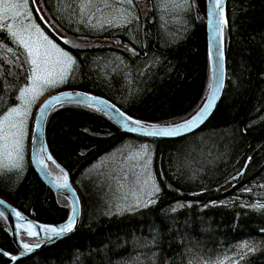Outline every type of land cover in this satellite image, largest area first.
<instances>
[{
  "label": "trees",
  "instance_id": "16d2710c",
  "mask_svg": "<svg viewBox=\"0 0 264 264\" xmlns=\"http://www.w3.org/2000/svg\"><path fill=\"white\" fill-rule=\"evenodd\" d=\"M77 1L38 0L62 33L118 44L65 43L37 16L73 57L59 88L103 95L146 122L173 121L196 108L209 78L204 0H189L170 19L157 0H147L143 14L135 1L131 21L103 27L85 23ZM225 6V81L196 129L145 138L85 105L60 103L49 111L45 142L80 197V220L70 234L11 261L17 249L0 215V264H264V0H226ZM0 42L1 115L17 102L26 73L8 63L16 56L23 63L24 49L6 29ZM141 141L150 144L159 192L154 203L114 211L109 178L87 168L114 147ZM0 195L42 223L61 221L69 212L67 200L39 179L29 161L21 170L0 169Z\"/></svg>",
  "mask_w": 264,
  "mask_h": 264
},
{
  "label": "water",
  "instance_id": "95a60500",
  "mask_svg": "<svg viewBox=\"0 0 264 264\" xmlns=\"http://www.w3.org/2000/svg\"><path fill=\"white\" fill-rule=\"evenodd\" d=\"M223 14L220 15V9L216 6L215 0H204V27H205V39H206V51L209 65V78L206 91L196 106V108L187 114L186 116L169 121V122H146L135 119L111 100L103 95L88 92L79 88H61L58 90H52L45 94L33 112L31 126H30V138H29V163L33 170L38 175L39 179L53 192L61 194L69 205V212L65 219L55 223H42L31 218L29 215L22 212L9 200L0 195V214L6 222L4 230L7 231L12 239L13 244L17 249V253L14 255L19 258L33 251L44 247L74 231L79 223L81 216V203L80 197L69 178L68 171L53 157L50 155L44 137V125L46 117L49 111L60 103H77L88 107L95 108L106 115L116 126L125 132L135 133L145 138L150 137H177L190 132L199 127L210 115L216 106L219 97L221 95L224 81H225V55H224V41L222 37L223 25L226 21V0H221ZM219 25V29L217 26ZM216 92V99L213 101L212 94ZM61 93H72L78 95H61ZM57 97V99H52ZM211 102V106L204 114L202 120H197L190 128L183 126L184 122L196 116L201 108ZM131 118V119H129ZM139 121V124L133 123ZM175 125H181V127H172V135L153 134L157 133L159 129L164 127H171ZM41 156L42 159H39ZM49 157H51L49 159ZM52 163L62 173L63 179L61 181L54 180L52 175L54 174L48 168V164ZM65 176L67 180L65 181ZM67 184V187H60L62 184ZM76 220L74 227L71 231L63 234L62 236L48 240L46 238V232H41V227H61L69 221V217L74 214ZM16 213H20L19 216ZM31 225V227H29ZM36 232L37 235H30L35 238L34 241L27 243L32 247V251L26 252L23 249L24 241L20 239V233L28 235V232ZM39 245V247H36ZM11 261H14L11 259ZM10 261V262H11ZM9 262V263H10Z\"/></svg>",
  "mask_w": 264,
  "mask_h": 264
},
{
  "label": "rangeland",
  "instance_id": "374dc122",
  "mask_svg": "<svg viewBox=\"0 0 264 264\" xmlns=\"http://www.w3.org/2000/svg\"><path fill=\"white\" fill-rule=\"evenodd\" d=\"M135 1L138 5H136ZM17 2H22V0H17ZM158 9L161 11L162 15L166 19L174 18V14L183 10L189 2V0H157ZM78 12L81 15V18L89 26L93 27H103V26H121L129 21H131L135 14L134 4L138 9L141 10L143 14L145 8L147 7V0H132L131 4L125 2H118V0H78ZM82 5H87L86 9L82 12ZM32 6L36 11L34 14ZM28 9L32 13V19L37 25L40 26L45 35L48 36L59 48L67 52L71 57L70 52L62 48L56 41V38L53 39L49 36L42 25L37 21V16L40 21H42L47 27L52 31V33L63 40L64 42L70 44H91L97 42H111L118 44L115 39H92V38H79L71 37L62 33L58 30L47 18L38 0H28ZM27 15V12L24 13ZM43 17V19H41ZM124 17H127V22H124ZM29 21H25L28 23ZM6 23H12L11 20ZM17 24L20 23V18H17ZM35 33V29L31 30ZM73 59V57H72ZM61 84V83H60ZM60 84L55 86H45L39 90L33 99L32 96H28L25 99L30 100V103H25L24 100L17 99V102L9 107H15L19 105L22 109H27V116L25 118L24 128H23V137H22V155L23 161L20 168L4 167L5 164H10L13 157L7 156V151L14 152V147L11 144V137L8 141V148L5 150L2 147L3 141H0V169H12V170H21L29 161V138H30V126L32 121L33 112L38 104V101L52 90H58ZM24 86V84L22 85ZM21 86V87H22ZM20 89V88H19ZM19 96V90L17 97ZM8 107V108H9ZM7 108V109H8ZM7 109L0 115L3 117ZM16 119H19L17 117ZM11 131H16L12 129ZM144 146L147 147V152L144 154L142 159H135V154L142 152ZM150 158V161H149ZM147 167H145V163ZM51 172H53V177L61 181L63 179L62 173L50 165ZM94 169H99L101 172L106 175L110 182L109 193V207L114 211H122L125 209H133L139 206L148 204L149 200H152V197L156 192L153 191V184L158 187L157 181L155 178L153 166H152V151L148 141H141L139 143H124L117 147H114L108 152L100 155L88 168V171H93ZM60 175V176H59ZM149 175L151 179L149 180ZM147 181V183H145ZM152 193L150 196L149 193ZM259 204L260 202H255ZM20 234H24L21 232ZM29 243L28 241H24Z\"/></svg>",
  "mask_w": 264,
  "mask_h": 264
},
{
  "label": "snow or ice",
  "instance_id": "6c2138e0",
  "mask_svg": "<svg viewBox=\"0 0 264 264\" xmlns=\"http://www.w3.org/2000/svg\"><path fill=\"white\" fill-rule=\"evenodd\" d=\"M118 2H125V0H118ZM126 2L131 4L132 0H126ZM33 3H35V0H33ZM215 3L220 9V15L222 16L223 8L221 0H215ZM86 7L87 5H82V12ZM25 12H27V15H24ZM17 18H20L19 24L16 23ZM41 19H43V17H41ZM9 20H11L12 23H6ZM25 21L29 22L25 23ZM124 22H127V17H124ZM5 29L12 38V42L24 49V53L22 54L24 56L23 63H21L20 56H16L15 61H8V63H14L15 67L19 68L22 73H26L24 86L20 87L17 99L24 100L25 103H30L31 101L25 99L26 97L32 96L34 99L35 94H37L41 88L45 86H55L65 82L74 61L67 52L50 40L48 36L44 34L40 26L35 23L32 19V13L28 9V0H22V2H17V0H0V30ZM32 29H35V33L31 31ZM217 29H219V25ZM65 43H67V41H65ZM3 47H5V45L3 42H0V48ZM7 51L15 55L12 48H7ZM0 69H2V62H0ZM61 95L72 96L78 94L61 93ZM52 99H57V97H53ZM211 99L213 101L216 99L215 91ZM0 100H2V97H0ZM210 106L211 102L206 103L197 115L185 121L183 126L190 128L197 120H202ZM26 116L27 109H22L17 105L15 107H9L3 117H0V141H3L2 147L7 150L10 137L11 144L14 147V152L7 151V156L13 157V159L10 164L3 165L4 167L10 166L12 168H20L22 166V137ZM17 117H19V119H16ZM133 123L139 124L140 122L134 121ZM172 127L178 128L181 127V125L164 127L153 134L172 135ZM12 129L16 131H11ZM146 152L147 147L144 146L143 151L136 153L134 158L142 159ZM50 158L51 157H49V159ZM147 163L148 162L145 163V167H147ZM150 179L151 176L149 175V180ZM66 180L67 177L65 176V181ZM145 183H147V181H145ZM60 187H67V184H62ZM153 191L159 192V188L154 184ZM149 195L151 196L152 193L150 192ZM148 203H154V201L149 200ZM16 215L19 216L20 213H16ZM75 220L76 216L74 209V214L69 217V221L65 225L59 228L42 226L41 232H46V238L48 240H54L71 231L74 227ZM29 227H31V225H29ZM37 234L36 232H28V235ZM36 247H39V245H36ZM23 249L26 252L32 251V247L27 243L23 244ZM11 259L16 260L17 257L13 256Z\"/></svg>",
  "mask_w": 264,
  "mask_h": 264
},
{
  "label": "bare ground",
  "instance_id": "6f19581e",
  "mask_svg": "<svg viewBox=\"0 0 264 264\" xmlns=\"http://www.w3.org/2000/svg\"><path fill=\"white\" fill-rule=\"evenodd\" d=\"M39 159H42L41 156L39 157ZM59 176H60V175H59ZM52 177H53V175H52ZM53 179L56 180L54 177H53ZM57 181H58V180H57ZM4 252H5V251H4ZM6 255H7V254H6Z\"/></svg>",
  "mask_w": 264,
  "mask_h": 264
}]
</instances>
